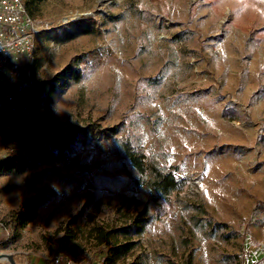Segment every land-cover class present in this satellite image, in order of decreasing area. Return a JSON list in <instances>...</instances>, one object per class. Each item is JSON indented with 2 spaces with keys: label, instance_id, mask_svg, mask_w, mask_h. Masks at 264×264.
Listing matches in <instances>:
<instances>
[{
  "label": "rangeland",
  "instance_id": "1",
  "mask_svg": "<svg viewBox=\"0 0 264 264\" xmlns=\"http://www.w3.org/2000/svg\"><path fill=\"white\" fill-rule=\"evenodd\" d=\"M27 1L35 51L18 79L0 75V114L20 86L69 66L80 77L0 122V255L264 264V0ZM127 140L186 188L151 201ZM147 207L139 231L129 218ZM95 224L123 241L128 230L135 248L107 258L88 237Z\"/></svg>",
  "mask_w": 264,
  "mask_h": 264
},
{
  "label": "trees",
  "instance_id": "2",
  "mask_svg": "<svg viewBox=\"0 0 264 264\" xmlns=\"http://www.w3.org/2000/svg\"><path fill=\"white\" fill-rule=\"evenodd\" d=\"M27 8L29 13L33 14V9L30 2L27 1ZM257 32L252 31V35L256 36ZM258 40L262 41L263 36L258 35ZM69 75H74L76 79L80 77V72L74 70L72 66L66 68L64 74L59 73L56 75L55 80L52 82L45 81L39 84H31L26 88H17L15 94L12 96L11 103L0 114V122L7 120H14L17 118L16 108H23L24 105H30L31 101L39 100L41 95L39 90L41 88L49 90V97L55 89V85L58 81L68 82ZM21 87V86H20ZM23 111V110H22ZM223 115L229 119H236L241 115L235 109L226 108L223 110ZM114 131V129H112ZM124 149L129 157L131 164L139 171L142 180L141 182L147 184L151 189V201L160 203L162 199H167L174 193L184 190L188 184L187 179L179 178L172 170H164L156 162L148 159L142 148L135 146L131 141L124 142ZM2 169V166H0ZM149 213L148 207L141 210L139 213L130 217V225L134 224L139 228V231L143 229L147 221V215ZM125 239L120 240L119 230L114 229L110 225L95 224L90 228L88 237L95 241L97 245L107 246L109 248L107 258L115 259L117 257L128 255L136 246L137 241L132 237H128V230L123 231ZM264 262V256L259 259ZM131 264H142L139 261H135Z\"/></svg>",
  "mask_w": 264,
  "mask_h": 264
},
{
  "label": "built area",
  "instance_id": "3",
  "mask_svg": "<svg viewBox=\"0 0 264 264\" xmlns=\"http://www.w3.org/2000/svg\"><path fill=\"white\" fill-rule=\"evenodd\" d=\"M35 36V21L26 0H0V72L10 81L18 79L23 59L33 58ZM51 262L81 264L69 252L54 254Z\"/></svg>",
  "mask_w": 264,
  "mask_h": 264
},
{
  "label": "water",
  "instance_id": "4",
  "mask_svg": "<svg viewBox=\"0 0 264 264\" xmlns=\"http://www.w3.org/2000/svg\"><path fill=\"white\" fill-rule=\"evenodd\" d=\"M0 258H8L12 264H17L15 259L13 258V256L11 254H2L0 255Z\"/></svg>",
  "mask_w": 264,
  "mask_h": 264
},
{
  "label": "crops",
  "instance_id": "5",
  "mask_svg": "<svg viewBox=\"0 0 264 264\" xmlns=\"http://www.w3.org/2000/svg\"><path fill=\"white\" fill-rule=\"evenodd\" d=\"M2 74V72H0V75ZM1 81V80H0ZM2 82V81H1Z\"/></svg>",
  "mask_w": 264,
  "mask_h": 264
}]
</instances>
